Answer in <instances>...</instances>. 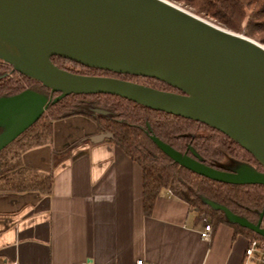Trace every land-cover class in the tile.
Segmentation results:
<instances>
[{
	"label": "water",
	"instance_id": "obj_1",
	"mask_svg": "<svg viewBox=\"0 0 264 264\" xmlns=\"http://www.w3.org/2000/svg\"><path fill=\"white\" fill-rule=\"evenodd\" d=\"M55 55L84 66L151 76L182 92L76 73L54 64ZM0 58L51 90L46 94L26 88L0 96V150L36 122L50 103L72 92H104L211 125L264 167V44L177 2L0 0ZM92 110L109 113L99 107ZM151 139L176 162L206 177L264 183V171L250 162L231 157L209 166L193 148L190 155L155 134ZM201 199L222 210L229 222L264 236V208L253 223L213 199Z\"/></svg>",
	"mask_w": 264,
	"mask_h": 264
},
{
	"label": "crops",
	"instance_id": "obj_2",
	"mask_svg": "<svg viewBox=\"0 0 264 264\" xmlns=\"http://www.w3.org/2000/svg\"><path fill=\"white\" fill-rule=\"evenodd\" d=\"M52 127L22 156L52 173V192L0 191V264H242L250 237L227 221L204 239L205 217L170 189L147 215L143 170L92 118Z\"/></svg>",
	"mask_w": 264,
	"mask_h": 264
},
{
	"label": "trees",
	"instance_id": "obj_3",
	"mask_svg": "<svg viewBox=\"0 0 264 264\" xmlns=\"http://www.w3.org/2000/svg\"><path fill=\"white\" fill-rule=\"evenodd\" d=\"M179 2L196 14L207 17L235 32L253 37L264 44V0H171ZM52 61L61 68L74 63L82 67L80 73H98L119 77L150 85L157 89L182 92L165 81L151 76H139L113 72L81 65L60 55ZM0 96H10L32 88L50 94L51 90L42 82L16 70L10 73L9 65L0 59ZM59 91L53 92L55 97ZM93 107L109 110L96 113ZM81 114L92 118L100 132L109 134V139L120 145L127 155L136 160L143 170V201L145 213L149 215L159 193L167 188L180 199L187 201L203 217L210 216L213 225L227 222L225 213L206 204L201 196L213 199L253 223H257L264 208V183H229L206 177L176 162L163 152L151 139L155 134L177 151L193 155L191 148L203 157L207 165L217 166L227 158H236L252 163L264 171L251 152L218 129L196 119L174 115L146 107L134 100L110 93H71L56 103H50L42 116L27 127V130L0 150V191L52 192L53 175L26 165L22 158L28 149L52 141V121ZM1 131V128H0ZM229 222V221H228ZM231 223V222H230ZM248 237L263 238L251 228L231 223ZM264 227V217L261 222Z\"/></svg>",
	"mask_w": 264,
	"mask_h": 264
},
{
	"label": "built area",
	"instance_id": "obj_4",
	"mask_svg": "<svg viewBox=\"0 0 264 264\" xmlns=\"http://www.w3.org/2000/svg\"><path fill=\"white\" fill-rule=\"evenodd\" d=\"M213 225L209 217H205L201 228V236L204 239H211L213 234ZM136 264H145L142 259H137ZM14 264H19L18 262ZM79 264H95L92 261H83ZM153 264V263H152ZM242 264H264V239L250 237L243 254Z\"/></svg>",
	"mask_w": 264,
	"mask_h": 264
},
{
	"label": "flooded vegetation",
	"instance_id": "obj_5",
	"mask_svg": "<svg viewBox=\"0 0 264 264\" xmlns=\"http://www.w3.org/2000/svg\"><path fill=\"white\" fill-rule=\"evenodd\" d=\"M1 59V58H0ZM2 60V59H1ZM5 62V61H4ZM0 64H1V62H0ZM8 64V63H7ZM9 65V67L11 68L10 69V71H9V73L12 71V70H15V69H13L12 68V66H11V64H8ZM68 66V68H65V69H67V70H72V71H74V72H76V73H80L78 70H80V69H82V67L81 66H79V65H76V64H74V63H71V64H68L67 65ZM17 71V70H16ZM19 72V71H18ZM80 74H84V75H86V74H91V75H98V76H101V75H106V74H98V73H80ZM107 76H110V75H107ZM112 77H114V76H112ZM116 78H117V76H116Z\"/></svg>",
	"mask_w": 264,
	"mask_h": 264
},
{
	"label": "rangeland",
	"instance_id": "obj_6",
	"mask_svg": "<svg viewBox=\"0 0 264 264\" xmlns=\"http://www.w3.org/2000/svg\"><path fill=\"white\" fill-rule=\"evenodd\" d=\"M177 3H179V2H177ZM179 4H180V3H179ZM180 5H181V4H180ZM187 9H188V8H187ZM188 10H191V9H188ZM209 19H210V18H209ZM211 20H212V19H211ZM214 22H215V21H214ZM241 33H242V32H241ZM252 38H253V37H252ZM254 39H255V38H254ZM257 41H258V40H257ZM229 159H230V158L225 159L224 163H225V162H228ZM208 217H209V219H210V216H208ZM210 220H211V219H210Z\"/></svg>",
	"mask_w": 264,
	"mask_h": 264
}]
</instances>
